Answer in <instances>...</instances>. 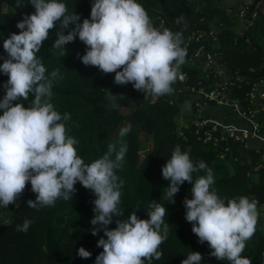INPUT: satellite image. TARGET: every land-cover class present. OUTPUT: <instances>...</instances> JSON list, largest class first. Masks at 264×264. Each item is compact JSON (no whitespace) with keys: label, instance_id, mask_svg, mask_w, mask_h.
Listing matches in <instances>:
<instances>
[{"label":"trees","instance_id":"obj_1","mask_svg":"<svg viewBox=\"0 0 264 264\" xmlns=\"http://www.w3.org/2000/svg\"><path fill=\"white\" fill-rule=\"evenodd\" d=\"M25 3L28 0H24ZM144 7L153 26L182 32V46L187 48L188 59L198 48L197 43L186 45L185 41L198 30L219 28L218 42L205 43L207 48L223 56L225 68L233 80H238L234 92L245 104V98L253 84L264 81V0H254L244 13L247 40L238 41L237 22L230 13L238 7H231L228 0H138ZM68 12H75L82 21L89 17L91 0H65ZM244 8V7H243ZM34 6H17L16 0H0V63L7 57L2 47L3 39L10 33H18L15 27L22 14L34 12ZM240 13V12H239ZM256 14V17H253ZM182 18V23H177ZM72 25H69V29ZM58 28L49 32L37 56L46 67V75L58 71L53 79L50 102L61 116L67 112L70 119L65 124L66 134L74 137L77 154L86 162L101 156L110 143L123 142L127 145L121 167L116 175L123 180L120 192L119 214L107 226L114 228L115 220H125L131 213L146 219L151 205L158 203L166 207L164 221L168 223V235L160 246L162 256L152 264H180L190 251L201 254V264H229L209 255L207 242H198L191 231V222L184 218L183 200L191 198V183L183 182L172 198L166 195L168 181L162 178L161 167L178 144L187 151L193 162L203 161L213 171L211 186L221 198L232 199L247 196L257 200L258 218L256 231L245 242L241 253L251 264H264V162L263 150L244 147L239 141L227 138V151L219 152L212 143H204L203 132L195 131V105L191 94H179L183 87L195 88L199 72L180 66L181 74L188 79H179L173 91L153 99L135 90L131 83L118 85L113 82V73H103L95 66H85L79 57L86 46L78 38L63 49L65 56L51 47ZM67 29L65 34H67ZM255 47L262 51L254 50ZM6 74H0V98L4 95L3 83ZM216 79L202 80L205 86L214 85ZM109 91L117 94L116 108L110 106ZM120 95L123 97L121 98ZM33 97L19 102L30 106ZM15 103V102H14ZM260 103H264L261 102ZM264 125V115H256ZM129 126L130 132L123 138L118 136L120 127ZM216 136L223 133L218 128ZM221 149H223L221 147ZM223 155V157H221ZM200 170L193 173V180L204 175ZM257 178V179H256ZM256 180V182L254 181ZM76 191L68 200L58 198L52 205L39 209L29 208L26 201L35 199V193L26 183L19 194L17 204H9L0 209V264H94L102 247L96 241L103 236L98 230L91 234L94 225L92 201L95 199L90 189L79 182ZM30 219L27 232L16 230L17 224ZM8 223H3V221ZM106 238V237H105ZM84 247L91 253L88 258L79 257L76 252Z\"/></svg>","mask_w":264,"mask_h":264},{"label":"clouds","instance_id":"obj_2","mask_svg":"<svg viewBox=\"0 0 264 264\" xmlns=\"http://www.w3.org/2000/svg\"><path fill=\"white\" fill-rule=\"evenodd\" d=\"M16 4H30L35 11L22 14L15 25L20 31L10 33L2 42L7 57L0 63V74L8 78L0 98V209L17 204L26 183L35 193V199L26 203L29 208L39 209L58 198L73 197L74 185L79 182L95 196L94 216L90 219L95 227L91 234L103 231L96 241L103 250L94 264H152L162 256L160 246L168 235L166 207L154 203L146 219L134 212L125 220H115L114 228L107 227L119 214L123 180L115 170L121 167L127 145L122 141L118 145L110 143L101 156L88 163L77 154L78 141L66 134L62 122L70 115L65 112L62 117L50 102L58 71L46 75L37 53L50 30L58 28L51 47L58 50L59 56H65L63 49L78 38L86 46L79 57L85 66L114 72L115 84L131 83L135 90L155 99L172 93L176 81L183 79L179 69L187 48L182 46V32L153 26L138 0H91L89 17L82 21L75 12H68L65 0H16ZM176 22L182 23V18ZM30 94V106L19 102ZM116 99L117 94L109 91L112 108L118 107ZM129 132V126L120 127L118 136L123 138ZM200 170L205 174L193 180L192 174ZM161 175L168 181L166 195L172 202L179 186L185 181L191 183V198L185 197L182 202L184 218L191 222L198 242H207L209 255L229 264H251L241 253L256 231L255 198L219 197L211 187L212 169L203 161L194 163L178 144L161 167ZM31 223L24 219L16 230L27 232ZM76 254L81 258L91 256L84 247H79ZM180 264H201V254L190 251Z\"/></svg>","mask_w":264,"mask_h":264},{"label":"built area","instance_id":"obj_3","mask_svg":"<svg viewBox=\"0 0 264 264\" xmlns=\"http://www.w3.org/2000/svg\"><path fill=\"white\" fill-rule=\"evenodd\" d=\"M247 9V8H246ZM242 8L239 15L244 19ZM256 17V14H253ZM219 28L214 30H198L193 32L185 41L186 45L197 43L199 46L188 59H185L184 66L199 72L195 88L183 87L179 94L189 93L194 101L195 109V131L196 134L203 132L204 143H212L219 148V152L227 151V138L239 141L244 147H253L258 150L264 149V125L256 115H264V81L251 86V91L245 98V104L234 92V86L238 80H233L229 70L225 68L222 54L207 48V42H218L217 33ZM183 79H188L182 74ZM216 79L214 85L205 86L202 80ZM182 79V80H183ZM218 128L223 133L221 136L213 134ZM226 146L221 149L222 143ZM223 157V155L221 156ZM264 162V152L262 155Z\"/></svg>","mask_w":264,"mask_h":264},{"label":"crops","instance_id":"obj_4","mask_svg":"<svg viewBox=\"0 0 264 264\" xmlns=\"http://www.w3.org/2000/svg\"><path fill=\"white\" fill-rule=\"evenodd\" d=\"M254 0H228V3L231 5V7H238L237 12H241L242 8L244 7V10L249 7ZM245 13V12H244ZM241 20V26H238V35L242 36L244 33H247V27L244 23V19L240 16L239 17Z\"/></svg>","mask_w":264,"mask_h":264},{"label":"water","instance_id":"obj_5","mask_svg":"<svg viewBox=\"0 0 264 264\" xmlns=\"http://www.w3.org/2000/svg\"><path fill=\"white\" fill-rule=\"evenodd\" d=\"M247 36H248V33H244L242 36L238 37V41H240V40H247ZM254 50H256V51H262V48L255 47ZM261 115H263V113ZM225 146H226V143L223 142L222 143V148H224ZM263 210H264V208H263Z\"/></svg>","mask_w":264,"mask_h":264},{"label":"rangeland","instance_id":"obj_6","mask_svg":"<svg viewBox=\"0 0 264 264\" xmlns=\"http://www.w3.org/2000/svg\"><path fill=\"white\" fill-rule=\"evenodd\" d=\"M238 14H239V12H238ZM229 17L231 19H233V22L234 23L237 22V23H235L236 24V27L241 26V21L237 20V18H236V11L231 12ZM254 181L256 182V180H254Z\"/></svg>","mask_w":264,"mask_h":264}]
</instances>
